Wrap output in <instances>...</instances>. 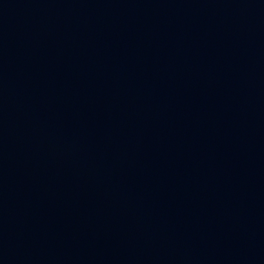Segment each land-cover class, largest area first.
Listing matches in <instances>:
<instances>
[{"label": "water", "instance_id": "obj_1", "mask_svg": "<svg viewBox=\"0 0 264 264\" xmlns=\"http://www.w3.org/2000/svg\"><path fill=\"white\" fill-rule=\"evenodd\" d=\"M0 264H264V0H0Z\"/></svg>", "mask_w": 264, "mask_h": 264}]
</instances>
